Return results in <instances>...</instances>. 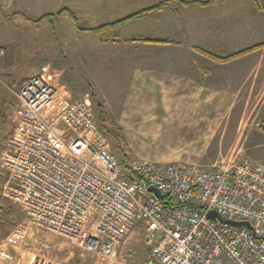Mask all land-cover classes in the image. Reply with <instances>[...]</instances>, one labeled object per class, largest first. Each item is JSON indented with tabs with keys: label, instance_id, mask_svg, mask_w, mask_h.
<instances>
[{
	"label": "built area",
	"instance_id": "built-area-1",
	"mask_svg": "<svg viewBox=\"0 0 264 264\" xmlns=\"http://www.w3.org/2000/svg\"><path fill=\"white\" fill-rule=\"evenodd\" d=\"M64 95L48 64L15 92L18 126L1 156V193L26 218L17 233H53L100 254L104 264H128L117 249L140 224L151 248L147 263L264 264V165L132 159L125 170L91 100L65 106ZM210 211L252 229L212 220ZM32 264L64 263L37 258Z\"/></svg>",
	"mask_w": 264,
	"mask_h": 264
},
{
	"label": "crops",
	"instance_id": "crops-1",
	"mask_svg": "<svg viewBox=\"0 0 264 264\" xmlns=\"http://www.w3.org/2000/svg\"><path fill=\"white\" fill-rule=\"evenodd\" d=\"M53 1L56 8L64 5L71 10L76 24L65 13L55 22L46 19L34 25H46L49 31L53 26L60 28L71 40V48L89 44L106 50L114 59H139L127 61L132 76L117 110L101 96L110 118L122 129L130 160L218 167L229 132L233 134L243 124L245 111L258 110L263 104L256 102L264 99V46L226 62L204 52L227 58L264 45V14L257 6L260 0H210L207 5L189 6L176 0L162 11L148 12L100 34L78 30V19L98 16V20H111L82 28L93 29L162 1ZM10 3V11L0 8V37L4 40L0 62L16 66L5 55L13 44L9 34L13 36L14 29L19 30L20 24L15 21L22 16L19 9H11L15 0ZM175 3L178 7L172 6ZM112 15L116 21L108 19ZM169 22L172 38L147 35L149 28L150 32L162 29ZM126 29V37H119ZM33 64L39 71L41 65L36 58Z\"/></svg>",
	"mask_w": 264,
	"mask_h": 264
},
{
	"label": "rangeland",
	"instance_id": "rangeland-1",
	"mask_svg": "<svg viewBox=\"0 0 264 264\" xmlns=\"http://www.w3.org/2000/svg\"><path fill=\"white\" fill-rule=\"evenodd\" d=\"M152 1L164 0H148L147 3L150 4ZM53 5H55L53 0H15V5L11 8L19 9L21 16L26 20L22 17L17 19L15 22L16 24L19 22V30L14 29L13 36L9 34V42L13 41V44L8 48L5 59L14 61L16 66L0 62V264H17L16 260L19 261L21 255L25 256L24 260H20L21 264H32L37 258L60 261L64 264H104L100 254L87 251L81 244L62 236L40 230H30L26 235L17 233L19 224L26 218L21 209L4 198L1 193L6 176L1 165V156L7 143L16 135L18 126L16 115L18 102L15 92L20 89L24 80L38 75L39 71L33 64L34 58L41 66L50 65L52 79L63 86L65 97L62 105L66 106L82 97L91 100V94L94 92L101 99L108 100L111 107L116 110L125 96L132 76V67L126 65L127 61L131 63V60H139L130 58L123 61L117 57L114 59L106 50L95 45L71 48V40L62 35L60 28L53 26L49 31L46 25L40 27L34 25L43 16L55 14L60 8H65L64 5L58 8ZM172 6L178 7V4ZM10 7V0H0L1 9L8 10ZM95 17L98 18V16L79 18V28L95 27L111 21L103 18L98 20ZM114 17L116 16L112 15L108 19L116 21ZM56 19L53 18L52 22ZM150 29L147 34L149 36L162 35L161 37L172 38V34H168L171 30L170 22L169 26L165 25L162 29L154 28L151 32ZM126 32L127 29L121 31L119 37H126ZM3 44L4 40L0 37V61L3 59L1 53ZM256 103L263 104L258 110L245 111L241 117L243 124L238 126L233 134L229 132V142L225 149L220 150L218 167L228 168L241 159L264 165V99ZM52 118L55 119L56 116ZM121 135L124 138L123 133ZM110 142L112 152L121 161L122 157L118 154L117 148L111 140ZM142 238L143 228L137 224L119 244L117 249L119 257H123L128 264H146L150 258L151 248L144 245Z\"/></svg>",
	"mask_w": 264,
	"mask_h": 264
},
{
	"label": "trees",
	"instance_id": "trees-1",
	"mask_svg": "<svg viewBox=\"0 0 264 264\" xmlns=\"http://www.w3.org/2000/svg\"><path fill=\"white\" fill-rule=\"evenodd\" d=\"M173 1H176V0H164L158 4H155L151 7L145 8L136 14H133V15H131V16L123 19V20H120V21H117L114 23H110V24L103 25V26H100L97 28H93V29H81L79 27H78V29L80 31H83V32H92V33L100 34V33L105 32L108 29H116L117 27H119L121 24H124L128 20L141 18L142 16H144L148 12L162 11ZM178 1L183 3L184 5H187V6H189V5H207L210 2V0H208V1H182V0H178ZM257 6L264 14V4L261 1H257ZM65 13H68V15L71 17V19L76 24V21H77L76 15L71 10H69L67 8L61 9L55 14H47L36 22H41V21L46 20V19H49L52 21L53 18H58ZM151 42H163V41H151ZM262 46H264V45L254 46L251 49L244 50L240 53L234 54V55L229 56L227 58H221V57L215 56V55L207 53V52H204V53L216 61L226 62V61H229V60L234 59L236 57L243 56L246 53H248L252 50L258 49ZM91 101L93 103L94 110L97 114L99 123L102 127L104 134L114 143L115 147L117 148L118 154H120L122 157L121 162H122L124 169L128 170L130 167V161H131L130 160V151L128 150L126 142L121 135L122 129L114 121H112V119L110 118V116L107 112V109H106L105 102L103 99H101L96 93L93 92L91 94Z\"/></svg>",
	"mask_w": 264,
	"mask_h": 264
},
{
	"label": "water",
	"instance_id": "water-1",
	"mask_svg": "<svg viewBox=\"0 0 264 264\" xmlns=\"http://www.w3.org/2000/svg\"><path fill=\"white\" fill-rule=\"evenodd\" d=\"M149 191L152 192L153 194H155L157 196V198H159L161 201L165 202L168 204V202L165 200V197L154 187H150ZM208 218L212 219V220H220L222 222H227V223H231L233 225L236 226H240V227H247L248 229H252V226L250 225L249 222L243 221V222H239V221H228V220H224L216 211H210L208 213ZM146 264H153L152 262L146 263Z\"/></svg>",
	"mask_w": 264,
	"mask_h": 264
}]
</instances>
